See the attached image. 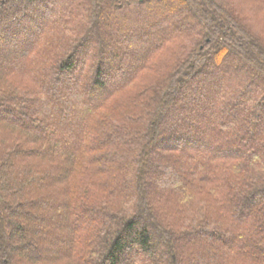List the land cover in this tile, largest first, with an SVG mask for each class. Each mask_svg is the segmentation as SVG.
I'll return each instance as SVG.
<instances>
[{
    "label": "trees",
    "instance_id": "1",
    "mask_svg": "<svg viewBox=\"0 0 264 264\" xmlns=\"http://www.w3.org/2000/svg\"><path fill=\"white\" fill-rule=\"evenodd\" d=\"M0 264H264V0H0Z\"/></svg>",
    "mask_w": 264,
    "mask_h": 264
}]
</instances>
